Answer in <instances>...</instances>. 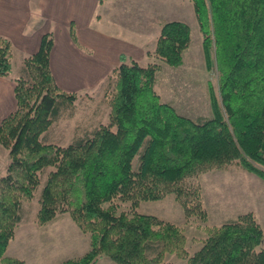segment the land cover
Listing matches in <instances>:
<instances>
[{
  "label": "trees",
  "instance_id": "1",
  "mask_svg": "<svg viewBox=\"0 0 264 264\" xmlns=\"http://www.w3.org/2000/svg\"><path fill=\"white\" fill-rule=\"evenodd\" d=\"M191 1L206 62L210 67L214 56L217 69L210 115L179 112L155 87L161 62L183 63L192 41L184 20L162 22L146 64L122 57L103 81L109 120L68 144L42 140L54 121L73 114L82 93L56 82L53 33L24 58L14 77L17 107L0 123V143L10 154L0 175V264H25L6 250L23 201L34 197L44 176L37 223L69 212L90 238L84 254L57 264H95L103 254L112 264H172L167 253L186 264H264V228L251 210L205 224L201 246L190 252L182 224L118 207L117 200L135 205L175 193L187 217L205 222L203 190L191 177L235 164L264 178V0ZM13 54L12 41L0 35V75H12Z\"/></svg>",
  "mask_w": 264,
  "mask_h": 264
},
{
  "label": "rangeland",
  "instance_id": "2",
  "mask_svg": "<svg viewBox=\"0 0 264 264\" xmlns=\"http://www.w3.org/2000/svg\"><path fill=\"white\" fill-rule=\"evenodd\" d=\"M167 0L175 9L176 16L192 14L178 2ZM177 2V3H176ZM193 3V2H192ZM192 41L183 52V63L178 66L162 63L155 87L162 99L171 102L176 109L191 117L210 115L212 111L209 89L217 90L218 76L214 56L208 67L203 46V35L199 25L192 23ZM146 64L148 59L141 60ZM72 115L65 113L42 134V140L68 144L76 137L91 131L97 125L109 120V104L105 97V82L94 90L80 93ZM10 160L9 149L0 143V175L5 173ZM52 167H48L49 170ZM46 176L38 185L32 199L24 200L22 219L15 230L6 253L21 257L25 264H57L81 256L90 248L89 233L82 230L69 212L58 213L44 224L37 223L40 196ZM198 182L203 190V204L208 211V220L197 216L187 217L175 193L153 200L119 201L120 210L135 208L139 212L155 214L184 226L188 236L190 252L201 246L200 237L206 235L205 224H220L239 213L253 211L264 228V178L255 172L235 164L214 168L190 178ZM64 235V237H62ZM264 246V240L261 244ZM166 260L172 264H186V259L174 253H167ZM112 259L103 254L95 264H112Z\"/></svg>",
  "mask_w": 264,
  "mask_h": 264
},
{
  "label": "crops",
  "instance_id": "3",
  "mask_svg": "<svg viewBox=\"0 0 264 264\" xmlns=\"http://www.w3.org/2000/svg\"><path fill=\"white\" fill-rule=\"evenodd\" d=\"M178 2L193 21L176 16L177 4L167 0H0V35L14 47L12 75H0V123L17 107L14 77L45 33L54 36L50 65L58 85L94 90L123 56L149 60L147 51L154 49L163 21L184 20L191 29L192 23L198 25L192 1Z\"/></svg>",
  "mask_w": 264,
  "mask_h": 264
}]
</instances>
